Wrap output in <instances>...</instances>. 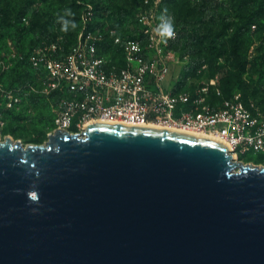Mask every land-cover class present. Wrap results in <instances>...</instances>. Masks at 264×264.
<instances>
[{
  "label": "water",
  "instance_id": "95a60500",
  "mask_svg": "<svg viewBox=\"0 0 264 264\" xmlns=\"http://www.w3.org/2000/svg\"><path fill=\"white\" fill-rule=\"evenodd\" d=\"M0 142V264H264V166L109 123Z\"/></svg>",
  "mask_w": 264,
  "mask_h": 264
},
{
  "label": "built area",
  "instance_id": "2783aa9c",
  "mask_svg": "<svg viewBox=\"0 0 264 264\" xmlns=\"http://www.w3.org/2000/svg\"><path fill=\"white\" fill-rule=\"evenodd\" d=\"M159 15L147 10L145 0L135 18L137 38H121L110 28L84 27L67 53L58 43L32 51L28 63L36 79L26 88L56 97L53 130L81 133L97 121L153 124L218 140L235 159L250 152L264 155V112L244 105L239 95L222 98L215 82L175 89L170 46L177 33L162 43L155 32ZM108 46L114 52L106 54ZM0 93L7 108L20 102L1 84Z\"/></svg>",
  "mask_w": 264,
  "mask_h": 264
},
{
  "label": "rangeland",
  "instance_id": "374dc122",
  "mask_svg": "<svg viewBox=\"0 0 264 264\" xmlns=\"http://www.w3.org/2000/svg\"><path fill=\"white\" fill-rule=\"evenodd\" d=\"M38 1V0H37ZM145 0H82L75 3L74 16L76 18V24L78 25L75 30H69L67 33L60 31V26L53 23L48 31L47 40L38 41L37 35L33 36L34 43L27 45L26 53L30 49L31 53L34 49L42 47L51 43H60L70 45L74 39L78 36L84 27L89 29H96L97 26L102 24H109L117 27L119 31L131 30L132 22V10H141L144 8ZM147 10H153L155 13L160 14V10L167 8L168 14L174 17V26L180 28L183 23L177 17L176 10L172 8L171 4L162 5L163 0H146ZM193 1V0H192ZM220 8L224 9V13H229V18L233 17V13L229 10L231 5L239 0H215ZM9 0H0V84L3 90L12 92L19 98L20 102L12 108H7L6 98L0 93V142H4L6 137H10L13 142L20 141L23 146L27 145H44L48 141L47 136L52 134L54 130L50 128H40L38 125L39 117L54 118L55 111L57 109L56 98L44 97L38 94L30 93L26 88V82L23 79L17 84L12 85V78L9 74L17 63L21 59H25L24 54H19L16 51L15 45L12 41L11 32L5 31L4 23L1 20L5 6ZM11 4L7 5V9ZM44 7L43 2L34 4L28 14L25 15V22H21L23 25L28 26L31 19L32 9L41 10ZM264 26V20H260ZM47 34V33H46ZM251 37L249 40H242L241 53L239 60H241V66L244 67V74L239 75L238 70H230L237 76V81L230 83L224 74V69H227L228 65L223 58L213 60V64L210 67L209 64L204 65L194 77L188 78L182 84L184 90L190 87H196L198 85L216 83V87L222 92L223 96L239 95L248 107L256 108L264 111V75L260 78L263 86L261 88L255 87V81L258 80V70L255 76H251V70L253 66L258 67L262 64V71L264 72V63H260V60L264 55V34L257 32L256 24L251 27ZM47 36V35H44ZM43 36V37H44ZM229 38V37H227ZM183 40L175 42L174 46V65L170 67V76L175 81H179L181 75L191 61L186 51L180 49V43ZM30 53V54H31ZM14 54V56H12ZM237 60L231 59L228 63H236ZM8 68V70L2 71V67ZM26 69V70H25ZM24 70L27 72V63L24 65ZM9 74V75H8ZM252 84V89L257 90L256 94H252L247 90V84ZM38 96V98H36ZM76 133V132H73ZM244 165L252 166H264V163L259 160H264L263 154H256L253 152L247 153L242 159L238 157L234 159Z\"/></svg>",
  "mask_w": 264,
  "mask_h": 264
},
{
  "label": "trees",
  "instance_id": "16d2710c",
  "mask_svg": "<svg viewBox=\"0 0 264 264\" xmlns=\"http://www.w3.org/2000/svg\"><path fill=\"white\" fill-rule=\"evenodd\" d=\"M3 11L1 20L4 23L5 31L11 32L12 41L15 45L16 51L19 54L26 53L27 45L31 46L35 41L34 35H37L38 41L47 40L48 31L53 23L57 26L58 16L63 15L66 8H70L74 13L75 3L82 0H9ZM43 2L44 7L39 11L32 9L31 19L28 26L23 25L21 22H25V15L31 10L34 4ZM10 7L7 9V5ZM171 4L172 8L176 10L177 17L182 21L183 25L180 28H176L175 32L177 37L171 44L170 48L174 51V44L176 41L183 40L180 43V49L186 51L191 56V61L188 63L186 71L181 75L179 81H176V90H184L182 84L190 77H194L201 67L206 64L212 66L213 60L223 58L228 65L227 69H224V74L230 83L237 81V76L230 70H238L239 75H243L244 67L241 66V60L239 56L241 53L242 40H249L251 37V27H257V32L264 34V26L260 20H264V0H239L231 5L229 9L233 13V17L229 18V13H224V9L217 5L215 0H163L162 5ZM161 12L163 10H160ZM160 12V13H161ZM139 13L138 9L132 10L133 19L131 25L133 28L129 31H119V29L113 25L107 23L97 26L98 28H110L116 31L117 35L121 38H137L139 36L138 26L136 25V15ZM76 23V18L74 16ZM47 33V34H46ZM47 35V36H44ZM44 36V37H43ZM229 37V38H227ZM76 38L70 44H60L62 53H67L70 47L74 45ZM261 40V43H263ZM54 42V41H51ZM49 42V43H51ZM114 52L111 46L105 49L106 54ZM30 49L25 54V59L17 61L9 74L12 78V85L17 84L23 79L25 81L29 78L27 83L35 82L36 76L33 73L28 63L30 56ZM260 63H264V55H262ZM231 59L237 60L236 63H228ZM27 63V72L24 70V65ZM258 74V80L255 81V87L261 88L263 83L260 81L261 75H264L262 71V64L258 67L253 66L251 70V76ZM8 74V75H9ZM253 82L247 84V90L253 95L257 93V90L252 89ZM194 87H190L186 90H191ZM222 98H229L223 96ZM38 98V96H36ZM51 98H56L52 96ZM244 105L246 103L241 98ZM247 106V105H246ZM261 111V110H260ZM264 112V111H262ZM38 125L40 128H54L53 117H39ZM73 130V129H71ZM243 157H239L242 159ZM264 163V160H259Z\"/></svg>",
  "mask_w": 264,
  "mask_h": 264
},
{
  "label": "clouds",
  "instance_id": "9594fccd",
  "mask_svg": "<svg viewBox=\"0 0 264 264\" xmlns=\"http://www.w3.org/2000/svg\"><path fill=\"white\" fill-rule=\"evenodd\" d=\"M157 19L159 23L155 28V32L161 42L166 44L168 40L175 38L176 35L174 17L169 15L167 8H165ZM57 23L61 25L60 31L63 33L75 30L78 26L74 21V13L70 8H66L63 15L58 16Z\"/></svg>",
  "mask_w": 264,
  "mask_h": 264
},
{
  "label": "bare ground",
  "instance_id": "6f19581e",
  "mask_svg": "<svg viewBox=\"0 0 264 264\" xmlns=\"http://www.w3.org/2000/svg\"><path fill=\"white\" fill-rule=\"evenodd\" d=\"M94 123H99V124L100 123H104V124H106V122H103V121L93 122L92 124H94ZM116 125H118V126L140 127V128H148V129H156V130H164V131L176 132V133H181V134H186V135H191V136H195V137H200V138L212 140V141H215V142H218V143L224 145L223 143L219 142L218 140H215L213 138L201 135L199 133L179 131V130H175V129H171V128L163 127V126H159V125H153V124H142V125L116 124ZM224 146L228 149V152H229V148L226 145H224ZM232 157H233V159H235L234 156H232Z\"/></svg>",
  "mask_w": 264,
  "mask_h": 264
}]
</instances>
